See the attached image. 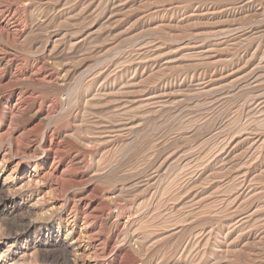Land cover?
I'll use <instances>...</instances> for the list:
<instances>
[{
  "label": "rangeland",
  "instance_id": "1",
  "mask_svg": "<svg viewBox=\"0 0 264 264\" xmlns=\"http://www.w3.org/2000/svg\"><path fill=\"white\" fill-rule=\"evenodd\" d=\"M57 1L33 0L26 11L27 23L42 4ZM68 1L67 6L76 7V0ZM82 8L79 19L86 31L94 32L84 52L104 59L101 67L113 60L119 71L129 66L133 92L131 133L94 147L93 155L86 156L88 179L82 192L88 195L97 189L99 193L92 194L87 209L95 217L89 220L81 244L86 248L85 264H107L111 258L109 252L100 256L98 245L104 235L98 231L101 220L96 209L102 201L108 203L105 198L110 194L114 204L102 216L109 227L117 219L125 222L134 210L136 215L129 214L131 233L144 228L153 236L167 231L171 235L175 226L183 228L182 234L156 238L159 245L145 252L148 257L155 253L154 264L156 259L159 264L181 257L177 264H264V11L259 14L264 0H83ZM35 39L36 33H30L21 45L9 49L28 57ZM127 78L118 77L117 87L126 85ZM29 88L42 98L54 93L41 86ZM140 102L146 106L143 119L138 114ZM42 118L34 114L27 129L44 123ZM61 118L50 127L62 125ZM23 131L0 119V145H21ZM101 156L106 165L95 175L94 163ZM10 161L5 174L16 163ZM148 173L154 182L147 186L142 181ZM14 175L20 179L23 174ZM51 185V180L41 185L47 200L43 213L71 221L69 202L80 188L71 185L52 193ZM156 200L164 202L160 208ZM4 211L0 205V255L6 256L5 262L56 264L57 256H44L33 245L7 239ZM78 220L73 228L80 231L85 224ZM123 231L129 248L128 255L121 257L123 264L131 259L145 264L144 252H137V246L128 242L130 232ZM191 232L195 241L186 257L181 248Z\"/></svg>",
  "mask_w": 264,
  "mask_h": 264
},
{
  "label": "bare ground",
  "instance_id": "2",
  "mask_svg": "<svg viewBox=\"0 0 264 264\" xmlns=\"http://www.w3.org/2000/svg\"><path fill=\"white\" fill-rule=\"evenodd\" d=\"M32 1L0 0V119L9 126L15 127L17 131L21 127L24 130L19 135V139L22 140L21 145L19 142L7 143L4 147L0 145V205L5 210L3 216L8 232L7 239H11L14 244L23 242L25 245H33L44 256H57L59 260H56V264H85L86 248H83L81 244L86 237L85 230L90 225L89 220L95 217L94 214L88 213L87 209L91 206L92 194L97 196L99 193L97 189L91 190L88 195L82 192L88 179L86 156L93 155L91 150L94 147L116 141L115 139L123 133H131L133 92L130 89L132 84L129 86L131 80L127 78L130 68L126 66L119 71L114 60L108 61L107 65L101 67L106 62L104 59L96 54L90 55L84 52L94 32L86 31L79 19H82L83 0H76L75 8L67 6L68 0H59L54 5L42 4L41 10L37 11V14L27 23L26 11L32 7ZM263 11L259 14L263 15ZM50 12H53L54 16L51 17ZM30 33H36L37 38L29 46L30 56H17L16 52L9 48L21 45ZM118 77H126V81L129 82L117 87ZM32 85L48 88L54 93L49 98H42L36 89L29 88ZM138 110L141 119L145 118V104L140 102ZM39 113L42 114L41 122L44 123L27 129L33 123V115ZM60 115L62 118L59 122L62 120V125L50 127ZM99 158L95 161V166L93 165L95 175L104 169V164L106 165L102 162V156ZM11 159L16 160V163L10 166L11 172L5 174L9 169L7 163ZM42 172L44 173L41 175ZM14 173L23 175L18 179V175L15 176ZM152 177L149 174V178L142 182L149 185L154 179ZM174 178L177 179V177ZM46 180L53 182L50 187L52 193L57 188L63 190L71 185L76 189L80 188L78 194H75L69 202L72 205L70 210L67 203L64 205L71 221L63 217L55 218L56 214L52 216L46 215V212L43 213L42 207L47 204V200L41 188L45 186ZM18 183L22 184L18 185ZM169 192L172 193V191ZM37 193L41 195L39 200L33 198ZM110 195L111 197H103L108 203L102 201L96 207L101 220H99L98 231L104 235L98 248L102 253L100 256L109 252L111 258L107 264H123V256L129 253L128 246L124 245L123 230L131 231L130 216L136 215V212L134 210L130 212L131 215L128 214L125 222L120 223L117 219L113 222V226L109 227L107 222L102 220V216L104 210L110 204H114L113 194ZM163 203L161 200H156L157 208H160ZM51 208L52 210L54 208L53 202ZM106 217L109 218L110 215ZM79 218H82L85 224L80 231L73 228ZM161 226L164 229L168 228L167 225ZM67 227L70 228L68 233L64 231ZM181 228L175 226L172 230L173 234L170 235L167 231L157 236H153L150 232H143L144 228L141 231L134 229L132 233H129L128 242L137 246L136 249L139 250L137 252L145 254L149 251L150 253L159 243L160 239L156 238L162 235L172 237L175 233L181 232ZM193 233L191 232L189 234L191 236L184 240L185 245L181 248V254L186 253V257L191 253L189 251L193 247V240L195 241ZM202 233L207 232L202 231ZM196 245L198 246L197 243ZM144 256L145 264H154L152 263L154 257H148L149 255L146 256V254ZM5 257L0 255V264H7ZM174 260L163 259L159 264L179 262ZM135 262V259H131L125 264H135ZM155 262L158 264V259Z\"/></svg>",
  "mask_w": 264,
  "mask_h": 264
}]
</instances>
